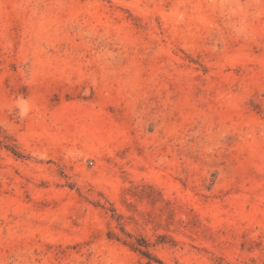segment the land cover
<instances>
[{
    "label": "rangeland",
    "instance_id": "1",
    "mask_svg": "<svg viewBox=\"0 0 264 264\" xmlns=\"http://www.w3.org/2000/svg\"><path fill=\"white\" fill-rule=\"evenodd\" d=\"M0 264H264V0H0Z\"/></svg>",
    "mask_w": 264,
    "mask_h": 264
}]
</instances>
